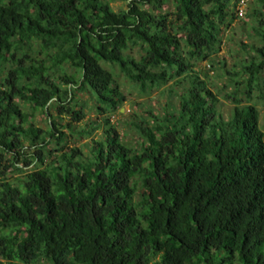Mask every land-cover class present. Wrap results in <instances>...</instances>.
I'll return each instance as SVG.
<instances>
[{
	"label": "trees",
	"instance_id": "1",
	"mask_svg": "<svg viewBox=\"0 0 264 264\" xmlns=\"http://www.w3.org/2000/svg\"><path fill=\"white\" fill-rule=\"evenodd\" d=\"M115 1L0 0V64L13 66L0 78V264H264L259 113L235 99L224 119L199 69L221 51L239 1L121 0L118 12ZM253 36L260 45L226 71L245 78L247 101L254 90L264 99V22ZM36 47L46 61L32 60ZM108 67L141 95L180 90L163 117L135 125L137 149L110 123L126 100ZM77 91L104 124L66 148L51 112L81 122ZM37 112L51 118L46 130L31 122Z\"/></svg>",
	"mask_w": 264,
	"mask_h": 264
},
{
	"label": "rangeland",
	"instance_id": "2",
	"mask_svg": "<svg viewBox=\"0 0 264 264\" xmlns=\"http://www.w3.org/2000/svg\"><path fill=\"white\" fill-rule=\"evenodd\" d=\"M241 0H232V5L238 3ZM246 2L245 9L247 13L245 18L240 19L235 16L234 21L227 25L222 33V45L219 54L212 60L199 65L201 72L205 73L204 80L207 83L209 89L218 100L217 110L224 119H228L231 115V111L234 108V100L237 99L241 102V106L255 105L259 113V125L264 131V99H259V91L254 90L250 101H247L244 91L247 89L245 78L241 76L230 77L226 75V71L231 74L239 71L234 66L246 60L249 55H252L250 47L260 45L257 38L253 36V29L259 27V21L264 22V9L257 0H244ZM111 7L115 12L127 9V3L118 0L111 3ZM231 9L234 11L233 6ZM165 11H171V6L167 5ZM39 49L36 47L35 52L31 54L32 60H47L45 57L38 53ZM128 55L135 59L143 54L140 47H134L127 52ZM20 56L17 57L19 59ZM224 61L225 67L220 63ZM211 66V71H208L207 66ZM13 66L10 63L0 64V78L5 76V73ZM114 74V78L120 87L123 95L125 96V103L119 111L110 116L111 125L116 127L117 133L121 137V141L132 149H137L140 143L139 133L136 130L135 125L140 121H150L151 116L147 113L163 117V114L168 112L171 105L177 103V96L180 94V90L177 87H173L172 82H169L166 86H162L158 90L149 94L141 95L138 88L134 84L130 83L124 75H122L117 67H108ZM264 80V74H263ZM236 84H238L237 95L234 94ZM172 88V93L169 89ZM171 94V95H170ZM74 102L72 106L75 110H81L84 119L79 123H74L69 115H58L56 111H52V119H55L59 123L60 131L68 135L67 143H64L66 148H82L91 139L100 137L103 127V116L98 115L95 111V100L92 98L89 92H75L73 97ZM171 104V105H170ZM30 111V110H29ZM35 117L31 119V122L35 126L46 130L47 124L50 122L49 117L45 116L42 112L34 113ZM86 124L99 125L101 128L95 131L90 138H79L78 135H71L73 127L78 129L84 127ZM53 148L54 146H50ZM49 147V148H50ZM32 153V151H27ZM34 166L25 168V172H31ZM19 177L14 173L8 174V181H13ZM141 193V189L139 190Z\"/></svg>",
	"mask_w": 264,
	"mask_h": 264
},
{
	"label": "built area",
	"instance_id": "3",
	"mask_svg": "<svg viewBox=\"0 0 264 264\" xmlns=\"http://www.w3.org/2000/svg\"><path fill=\"white\" fill-rule=\"evenodd\" d=\"M245 5H246V2L244 0L239 1V3L237 4L236 14L239 19H242L246 13ZM207 69H209L208 66H207Z\"/></svg>",
	"mask_w": 264,
	"mask_h": 264
}]
</instances>
